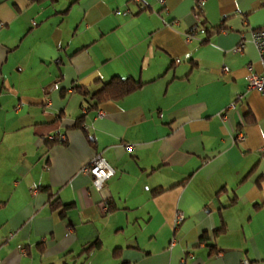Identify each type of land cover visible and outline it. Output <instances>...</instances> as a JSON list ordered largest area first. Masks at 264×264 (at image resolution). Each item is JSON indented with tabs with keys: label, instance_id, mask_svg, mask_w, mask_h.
Returning <instances> with one entry per match:
<instances>
[{
	"label": "crops",
	"instance_id": "1",
	"mask_svg": "<svg viewBox=\"0 0 264 264\" xmlns=\"http://www.w3.org/2000/svg\"><path fill=\"white\" fill-rule=\"evenodd\" d=\"M196 5L0 0V264H264V0ZM114 76L142 85L94 107Z\"/></svg>",
	"mask_w": 264,
	"mask_h": 264
},
{
	"label": "built area",
	"instance_id": "2",
	"mask_svg": "<svg viewBox=\"0 0 264 264\" xmlns=\"http://www.w3.org/2000/svg\"><path fill=\"white\" fill-rule=\"evenodd\" d=\"M201 0H197V4H200ZM196 16V15H195ZM251 41L255 45L259 60L262 65V69H264V27L257 28L251 31L250 33ZM191 34H186V39H189ZM240 42L233 48L235 52H242L244 47L243 36H240ZM227 67L223 66V71H227ZM246 89L247 90H256L262 94H264V75L256 73L252 70H249L246 75ZM237 99H241L242 95L238 94L236 96ZM233 103L230 104V107H233ZM240 139L243 138V134L240 132L238 134ZM56 138L58 141H64V135L59 134L52 137ZM129 147V146H128ZM83 172L90 173L92 176V184L96 190H101L104 186V183L110 176L113 174V168L99 155H95L88 164L82 167ZM101 210H106L107 205L103 202L99 204ZM183 218L181 213H178L175 217L174 225H177L179 221ZM242 264H247V261H243Z\"/></svg>",
	"mask_w": 264,
	"mask_h": 264
},
{
	"label": "trees",
	"instance_id": "3",
	"mask_svg": "<svg viewBox=\"0 0 264 264\" xmlns=\"http://www.w3.org/2000/svg\"><path fill=\"white\" fill-rule=\"evenodd\" d=\"M200 4L196 5V10L195 14L196 17L199 19V17L202 18V12L198 11V7ZM201 23L202 20H201ZM217 29V27L215 28ZM140 85H142V82L137 81L133 78L127 77V78H120L118 76L112 77L110 80L103 82L101 87L97 89L96 91L88 94V91L85 89H80V91L84 95H89L91 100H94V107L97 103L102 102L103 100L106 99H117L122 97L123 95L137 89ZM92 106V107H93ZM81 118H77V122H80ZM58 141V140H57ZM47 189V188H46ZM51 207L52 209L56 210L59 209L60 214L63 216L66 209L71 207L70 204H64L59 201L58 198H54L51 202ZM113 207L111 205H108L107 210H111ZM99 247V242L98 241H93L88 243L83 249L82 252H89L93 250L94 248Z\"/></svg>",
	"mask_w": 264,
	"mask_h": 264
}]
</instances>
